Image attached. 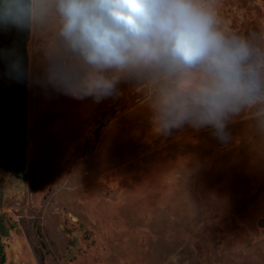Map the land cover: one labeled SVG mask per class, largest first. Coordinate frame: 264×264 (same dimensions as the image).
<instances>
[{
    "label": "rangeland",
    "instance_id": "374dc122",
    "mask_svg": "<svg viewBox=\"0 0 264 264\" xmlns=\"http://www.w3.org/2000/svg\"><path fill=\"white\" fill-rule=\"evenodd\" d=\"M199 3L260 82L222 131L201 125L202 65L96 69L59 0H30L25 168H0L5 264H264V0Z\"/></svg>",
    "mask_w": 264,
    "mask_h": 264
},
{
    "label": "clouds",
    "instance_id": "9594fccd",
    "mask_svg": "<svg viewBox=\"0 0 264 264\" xmlns=\"http://www.w3.org/2000/svg\"><path fill=\"white\" fill-rule=\"evenodd\" d=\"M63 35L96 69L171 60L185 68L202 65V126L225 127L227 112L255 103L260 82L248 66L243 41H228L213 28L214 15L199 0H59ZM114 84L93 85L105 96Z\"/></svg>",
    "mask_w": 264,
    "mask_h": 264
},
{
    "label": "water",
    "instance_id": "95a60500",
    "mask_svg": "<svg viewBox=\"0 0 264 264\" xmlns=\"http://www.w3.org/2000/svg\"><path fill=\"white\" fill-rule=\"evenodd\" d=\"M29 31V30H28ZM28 32L25 34L26 43ZM22 43L21 63L13 72L0 65V168L23 172L26 162L27 61ZM21 80L19 84L15 82ZM12 132L9 142L7 136Z\"/></svg>",
    "mask_w": 264,
    "mask_h": 264
},
{
    "label": "flooded vegetation",
    "instance_id": "af4514ba",
    "mask_svg": "<svg viewBox=\"0 0 264 264\" xmlns=\"http://www.w3.org/2000/svg\"><path fill=\"white\" fill-rule=\"evenodd\" d=\"M26 32L29 35L30 0H0V65L5 71L13 72L20 67ZM24 46L26 50V43ZM15 82L19 84L21 80L15 79ZM11 134L7 136V143Z\"/></svg>",
    "mask_w": 264,
    "mask_h": 264
},
{
    "label": "trees",
    "instance_id": "16d2710c",
    "mask_svg": "<svg viewBox=\"0 0 264 264\" xmlns=\"http://www.w3.org/2000/svg\"><path fill=\"white\" fill-rule=\"evenodd\" d=\"M1 199V196H0ZM7 234L4 223H3V217L0 216V264H5V255L3 252V246H2V237H5Z\"/></svg>",
    "mask_w": 264,
    "mask_h": 264
}]
</instances>
